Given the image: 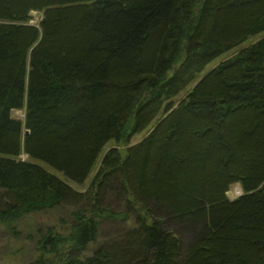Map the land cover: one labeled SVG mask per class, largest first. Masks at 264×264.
Here are the masks:
<instances>
[{"label": "trees", "instance_id": "obj_1", "mask_svg": "<svg viewBox=\"0 0 264 264\" xmlns=\"http://www.w3.org/2000/svg\"><path fill=\"white\" fill-rule=\"evenodd\" d=\"M262 33L264 0H0V222L60 210L26 264H264Z\"/></svg>", "mask_w": 264, "mask_h": 264}, {"label": "rangeland", "instance_id": "obj_2", "mask_svg": "<svg viewBox=\"0 0 264 264\" xmlns=\"http://www.w3.org/2000/svg\"><path fill=\"white\" fill-rule=\"evenodd\" d=\"M42 17V13H37L36 11L32 13V22L37 23ZM264 33L256 35L251 37L249 40L244 42L242 47H246L256 39L263 36ZM233 51L222 54L219 57L216 58V60L212 63H210L205 72L210 70L213 66H215L218 62L225 59L229 55H231ZM12 116L14 118L18 119H24L25 111L24 109H14L12 111ZM145 136V132L136 134L133 136L129 142L132 144H136L139 141L143 139ZM115 142L110 144L108 147H106L107 151L110 147L114 145ZM102 157V156H101ZM22 159H28L27 155L22 154ZM100 159V158H99ZM95 171L91 172L89 178L87 179V183L85 185L79 186L75 183H72V185L75 187V189L82 190L86 188L88 184V180L90 181L92 177L94 176ZM243 194V190L240 184H234L231 189L228 192V196L230 199H234L236 197H239ZM111 203L115 201V198L110 199ZM70 207V205H66L62 207V211H66V209ZM69 211V208L67 209ZM66 211V212H67ZM65 212V213H66ZM60 213V210H51L44 213H35L28 215L26 218L17 221L13 223L12 225H8L7 223L0 222V264H26L30 263L35 257V246H36V240L34 241L32 238L28 236V234H34L35 237L37 236L36 230L39 228L41 224L45 223H52L54 220L57 221V216ZM63 213V214H65ZM125 224L118 223V222H106L103 227L101 228V234L99 237V240L101 239L104 241L105 239H115L117 242L120 243V241H124L125 237L123 235V227ZM170 225L174 228V230L178 231L180 236L182 237V240L186 243H191L195 241L194 238H196L199 235V228L196 227L193 230L187 228L186 226L178 227L177 224H173L170 222ZM15 228L16 232H18V235L11 232V228ZM194 231V232H193ZM15 234V235H14ZM124 245H121V250H123ZM120 253H116V261L114 264H121L118 262L120 258Z\"/></svg>", "mask_w": 264, "mask_h": 264}, {"label": "water", "instance_id": "obj_3", "mask_svg": "<svg viewBox=\"0 0 264 264\" xmlns=\"http://www.w3.org/2000/svg\"><path fill=\"white\" fill-rule=\"evenodd\" d=\"M37 13L39 14L40 12H37ZM26 134H29V131H27ZM238 198L239 197H236V198L232 199V201H236Z\"/></svg>", "mask_w": 264, "mask_h": 264}]
</instances>
